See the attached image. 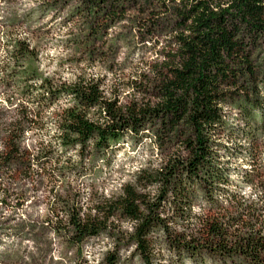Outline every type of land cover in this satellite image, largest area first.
Returning <instances> with one entry per match:
<instances>
[{"label":"clouds","instance_id":"1","mask_svg":"<svg viewBox=\"0 0 264 264\" xmlns=\"http://www.w3.org/2000/svg\"><path fill=\"white\" fill-rule=\"evenodd\" d=\"M232 4L233 0H137L132 7L108 16L107 9L89 12L83 0H0V264H72L76 249L65 256L61 240L65 239L62 225L76 211L75 202L63 203L59 194L70 184L75 190L80 181H95L100 198L111 201L113 189L128 179L126 172L145 167V159L159 160L161 147L178 143L167 140L171 131L159 141L149 132L144 141L147 148L131 166L129 157L140 149L132 150L130 140L122 146L117 143L119 151L110 168L105 167V155L76 180L69 173L79 168L81 145L73 146V140L80 133L74 132L73 140H67L54 114L76 113L88 129L99 134L107 120L105 108L97 104L85 112L75 97L79 87L103 78L96 89L98 99L115 101L122 111L141 97L140 87L160 89L143 94L151 95L162 107L186 96V112L180 114L177 109V123L183 124L196 97L188 78H198L203 60L202 51L197 50V41L206 32L202 18L230 12ZM255 6L264 10V0H256ZM141 33L146 35L144 51ZM236 72V86L227 90L230 103L215 94L211 102L225 128L217 143L239 149L228 165H238L237 171L223 185L230 194L220 197L216 210L226 230L224 245L206 250L197 264H238L244 253L235 252L236 242L257 232L264 234V44L258 42L247 64ZM98 108L99 114L93 115ZM171 120L170 116L169 124ZM196 133L193 123L190 138ZM193 211L207 214V209ZM91 215H97L96 209H91ZM137 223L109 216L106 231L113 233L112 238L105 235L98 251L85 250L82 256L95 264L99 253L117 243V236L123 234V244L134 234ZM137 246L132 242L126 251L122 249L121 259Z\"/></svg>","mask_w":264,"mask_h":264},{"label":"trees","instance_id":"2","mask_svg":"<svg viewBox=\"0 0 264 264\" xmlns=\"http://www.w3.org/2000/svg\"><path fill=\"white\" fill-rule=\"evenodd\" d=\"M135 3V0H83L89 12L107 9L108 16ZM255 5L256 0H233L230 12L202 18L206 32L197 41V50L202 51L203 60L198 65V78H188L196 97L191 101V110L187 111L183 124L177 123V109L180 114L186 112L187 106L183 102L188 99L186 96L162 107L149 95V100H133L127 110L122 111L115 107V101L98 99L100 93L96 89L102 83L99 79L86 87H79L75 97L85 112L97 104L105 108L107 120L99 134L88 129L76 113L54 114L59 116L56 126L64 130L67 140H73L74 132L80 133L73 140V146L75 143L81 145L77 152L80 156L79 165L89 164L86 166L89 171L95 160L114 152L117 143L122 146L130 140L135 145H142L148 139L149 132L159 141L162 134L167 136L171 131L172 135L167 136V140L178 141L174 147H169L173 151L168 153L158 167L140 168L131 182L122 185L112 194L111 201L101 199L102 194L95 199L91 193L89 206L83 208L79 189L71 196V184L63 195L59 194L61 202L73 200V208L83 213L77 215L73 211L62 225L71 245L80 247L89 239L111 234V231H106V220L109 216H115L126 222H138L134 234H130L127 241L129 244L137 243L134 254L142 264H178L183 259L197 264L198 258L206 250L223 247L226 230L222 229L220 220L223 217L216 210L220 207V197L230 194L223 185L229 183V174L236 172L235 168H229L228 165L234 162L239 153L236 148L229 149L217 143L225 128L211 102L215 94L230 103L227 90L236 86V69L247 64V58L251 50L258 46V42L264 44V19L261 18L264 10ZM149 34L154 33L149 30ZM141 35L143 42L146 35ZM248 71H252L251 64ZM139 90L142 95L146 91H160L146 87H140ZM240 99L244 101V97ZM153 104L155 107L151 106ZM98 114L99 108L93 115ZM170 116L171 124L168 123ZM193 123L197 133L190 138ZM96 127L101 126L97 124ZM106 161L104 163L107 165ZM69 174L74 175L76 180L80 175L78 169ZM89 187L93 189V184ZM93 208L96 209V216L91 215ZM194 208H200L201 212L207 209V214L194 212ZM161 247H165L174 259L173 262H162ZM234 250L237 254L244 253L238 264H264V234L257 232L241 238L236 242ZM118 254L117 248L107 252L103 264H118Z\"/></svg>","mask_w":264,"mask_h":264},{"label":"rangeland","instance_id":"3","mask_svg":"<svg viewBox=\"0 0 264 264\" xmlns=\"http://www.w3.org/2000/svg\"><path fill=\"white\" fill-rule=\"evenodd\" d=\"M135 2H137V0H135ZM128 6L132 7L133 5H128ZM141 39H142V35L140 34V36H139L140 47H141V51H144L145 49H144L143 42H142ZM109 70H111V66H109ZM98 79L101 80L102 83H103V78H98ZM6 87H7V85H6ZM148 89L152 90V88H148ZM149 98H150L149 95H141V97L139 99H137V100H142V99L149 100ZM130 147L132 148V150H135L136 148H139L140 151L137 153L136 156L129 157V159L127 161L129 166H131L132 164H136L137 163L138 157L144 153L145 149L147 148V145L145 143H143L142 145H135V144L131 143ZM231 148L232 147H230L229 149H231ZM233 148L235 150L236 147H233ZM117 151H119L118 148L115 149L114 152L109 153L108 159L106 161L107 165L105 164L106 168H110L111 167V165L113 163V156H114V154ZM172 151H173V148L162 149L160 151V159L159 160L145 159L143 161V164L145 165V167H142V168H147V167L155 168V167H158L161 164V161H163L164 158L168 155V153L172 152ZM236 151H238V153H239V149L238 148H236ZM148 152H149V156H151V154H152L151 153V149H148ZM99 159H97V160H99ZM97 160H95V163H96ZM95 163L92 164L91 166L94 167ZM87 165H89V164L86 163V164L79 165V168H78V171H79V174H80L79 177L81 175H83L85 172H89L88 168L86 167ZM120 167L121 168L123 167V162H121ZM237 168H238V165H237V167H235L236 171H237ZM139 169L140 168H138V170ZM119 170H120V168L116 169V171H119ZM136 172L137 171L126 172V174L128 176V179L125 180L122 185L131 182L132 178H133V176H134V174ZM78 180H79V178H78ZM92 184H93V189H90L89 186H91ZM101 184H103V181H101ZM70 187L72 188L70 190V193H71L72 197H73V195H75L76 190L79 189V194L81 195V205L83 206V208H86V207L89 206V197H90L91 193H92V195H93V197L95 199L98 198V196L100 194H102L99 191V189L97 188L95 181H90L88 183H85L84 181H80L79 185L76 186L75 190H73V185H70ZM118 190H119V188L113 189L112 194L116 193ZM63 194H61V195H63ZM119 220L125 221L123 219H119ZM105 235H107V237L109 239H111L112 236H113V233H111V234L106 233V234H103V235H101V236H99L97 238L89 239L83 245H81L80 247H74L73 245H71L68 242V240L66 238V234H65V239L61 240V243L65 245L64 254H65V256H67V252L71 251L73 248H75L76 250L73 253V255L71 256V258H70V260L72 261V264H91V262L88 261L86 257L82 256V253L85 250H97L98 251L97 245L100 244L101 239H103V237ZM116 240H117V243L114 244L111 249H107L106 251H104L102 253H99L100 258L95 261V264H103V259H104L105 254L107 252L113 251L115 248H117L118 252H119V254H118V257H119L118 264H132V262L134 260H135V264H142L141 261L139 260V258L137 259V256L134 254V251H133V253L130 256H128V257H126L125 259L122 260L121 259L122 249L126 251L127 248L131 244H129V242L127 240H125L123 242V244H121L120 243V241L122 240L121 235L117 236ZM104 247L107 248V245H105ZM161 249H163V251ZM159 250H160V255L162 256V259H161V260H163L162 262L169 263L170 261H172V262L174 261V259L171 257V255L166 251L165 247H161ZM165 253H167V255H165ZM95 254L96 253L94 252L93 253L94 257H95ZM185 261H188V260L187 259H183L181 261V263L178 262V264H184Z\"/></svg>","mask_w":264,"mask_h":264}]
</instances>
